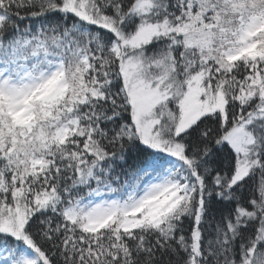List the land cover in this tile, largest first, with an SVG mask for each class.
<instances>
[{
  "label": "snow or ice",
  "instance_id": "snow-or-ice-1",
  "mask_svg": "<svg viewBox=\"0 0 264 264\" xmlns=\"http://www.w3.org/2000/svg\"><path fill=\"white\" fill-rule=\"evenodd\" d=\"M0 264H264V0H0Z\"/></svg>",
  "mask_w": 264,
  "mask_h": 264
}]
</instances>
